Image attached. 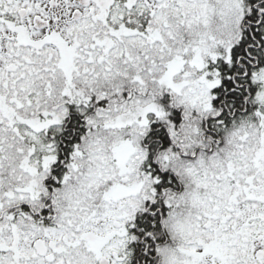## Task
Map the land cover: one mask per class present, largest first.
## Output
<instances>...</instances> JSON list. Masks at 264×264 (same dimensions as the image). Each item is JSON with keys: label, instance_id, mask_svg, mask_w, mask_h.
Masks as SVG:
<instances>
[{"label": "snow or ice", "instance_id": "1", "mask_svg": "<svg viewBox=\"0 0 264 264\" xmlns=\"http://www.w3.org/2000/svg\"><path fill=\"white\" fill-rule=\"evenodd\" d=\"M0 264H264V0H0Z\"/></svg>", "mask_w": 264, "mask_h": 264}]
</instances>
